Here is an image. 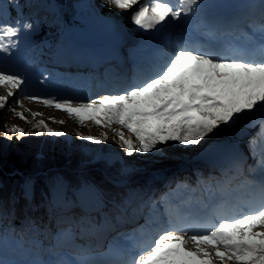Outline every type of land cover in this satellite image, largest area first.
I'll return each instance as SVG.
<instances>
[{
    "label": "snow or ice",
    "instance_id": "6c2138e0",
    "mask_svg": "<svg viewBox=\"0 0 264 264\" xmlns=\"http://www.w3.org/2000/svg\"><path fill=\"white\" fill-rule=\"evenodd\" d=\"M109 8L121 11L133 9L131 21L148 31L161 28L169 20L178 21L199 7V0H104ZM9 9L22 7L19 0H0V13L4 5ZM32 25L17 19L14 24L0 23V52L7 53L17 45L12 39L20 32L31 30ZM259 35L249 40L257 59L248 51L224 54L217 50H203L191 42L178 39L167 54L157 73L142 85H132L120 94L104 95L90 102L73 103L70 100L26 96L47 107L66 112L69 118L84 126L91 121L96 126L110 129L117 143L127 155L148 153L169 141L183 146L197 145L221 125L241 123L247 118L259 117L264 131V21L256 29ZM8 39V43L4 39ZM25 84L19 74L0 70V85L7 90L0 96V109L6 107L8 98ZM17 106L20 101H15ZM13 115L26 119L15 108ZM33 117L42 113H31ZM53 119L54 118H50ZM63 123V121H60ZM119 125L130 134L126 136ZM36 127H43L54 136L64 133L47 128L44 120ZM11 133L24 135L22 129L12 126ZM134 137V139H133ZM10 138V137H9ZM85 140L100 143L101 138L83 136ZM107 139V133L103 134ZM258 177L248 181L253 189L256 207L240 216L219 215L218 224L202 232L178 226L170 217L168 226L158 230L153 246L146 254L131 261L112 264H264V154L258 161ZM25 195H28L26 190ZM3 209L0 206V213ZM183 233V234H181ZM191 241L193 249L186 245ZM58 264H77L64 260ZM79 264H98L82 261Z\"/></svg>",
    "mask_w": 264,
    "mask_h": 264
},
{
    "label": "rangeland",
    "instance_id": "374dc122",
    "mask_svg": "<svg viewBox=\"0 0 264 264\" xmlns=\"http://www.w3.org/2000/svg\"><path fill=\"white\" fill-rule=\"evenodd\" d=\"M211 1H220V0H199V7L192 12L193 22L196 23L200 13H202V10L200 9L202 3L204 2L209 3ZM253 1L255 0H246L248 5L250 2ZM140 2L144 3L145 0H140ZM170 2L175 4L177 3V0H170ZM53 3L58 8L63 5L62 4L63 0H54ZM79 3H81V5L77 7L76 15L80 19H82L83 22L90 23L91 21L92 25L85 29L70 25L69 28L66 30V32L60 35L62 37V41H61L62 46H60V49L62 54H64V56H62V59L66 61L72 59L73 65H71L72 66L71 71L82 70L79 72H85L84 70L88 69V68H84L85 66L96 69V67L99 68L101 66L107 65L109 59L112 60L115 59V61H117L119 66V63L122 62L125 58L130 60L133 57L142 54L145 55L148 49L155 48V46L158 45V42L161 39H164L162 37H167L166 28L164 26L162 28L158 26L157 29L145 31L136 25L126 24L124 20L123 21L121 20L123 18H114V19L108 18L104 22H102V19L99 20L97 15L92 14L93 3L95 4V7L98 6V3L96 1L80 0ZM136 7L138 6H134L133 10H135ZM84 16L87 17L85 18ZM189 18H190L189 15L186 16L184 21L188 22L190 20ZM1 21L2 18L0 17V23H2ZM245 26L246 25H244V27ZM172 28H173V33H170V36H173L172 39L175 40L178 38V25L176 21L172 22ZM132 31H135L136 33H132ZM24 36L25 35H23V32H20L18 37L12 38L17 46L15 48L10 49V51L7 53L0 52V70L4 71L5 73L19 74L25 78V84L22 86V90L18 89L15 92V95L19 98L18 101H20V105H21L20 108L17 109V113H21L22 111L27 110L30 113V115L31 113H42V115H37L36 117H33L31 115L30 120L21 119L15 115L7 119L8 127L6 128V131L3 133L6 139L5 146L9 145L8 141L10 140L11 136H14L16 134L9 132L8 129L11 128L12 126H16L25 132L26 136H24L25 134L24 135L19 134L20 137L21 136L25 137L26 138L25 140H27L31 134H35V133L40 134L43 132L42 135L44 137L49 136V139H47L45 142L48 144V145L46 144L48 146V150L46 149L47 151L45 150V147L42 146L28 147V151L30 150V152H32L31 154L32 156H29L31 158V161L35 160V162H38V160H42V158L47 154L51 156L52 147H53L52 145H56L55 144L56 142L54 140L53 141H49V140L54 138H50L52 136L46 131L45 128L36 127V124L39 120H44L45 124L47 125V128H50L57 132L64 133V135L61 136H68L70 138L73 137V139L77 142L79 140L78 143L79 145L75 144V146L81 147V149L84 152H87L89 154H92L93 152L94 153L93 159H97L101 155H106V153L108 152L107 154L111 156L109 158L112 161H114L116 158L125 160L126 152L123 148L119 146V144L117 143L118 139L116 140L110 129L104 128L102 126H94L93 123H91L90 126L81 128L78 125V123L75 122L74 118H69L66 112L57 110L54 107L44 106L42 103L30 101L25 97L32 95L41 98L54 97L57 100H70L73 103L90 102L104 95H116L110 92H120V90L129 88L132 85H142L143 82H145L148 78L153 77L155 74L150 75L148 78L142 81L131 80L129 83L122 86L123 88H121L120 87L121 85H119L114 89L102 90L99 93L98 89L96 88L104 85L106 80L102 79L101 75L98 73V79L94 84V88L95 91H97V93L90 94L91 91L90 89L88 93H83L80 90L79 91L80 96H73L69 94L67 95L66 94L67 92L65 90L67 87H65V83L69 85V82L71 81L70 80L71 77L65 76V72L61 71V69H63L62 67L49 69L45 64L43 65L42 62L38 63L37 61H35L34 54L31 53V51L29 50V46L27 47V44H30L32 40L31 41L26 40ZM121 38L129 39L131 42V46L123 47L124 44L120 43L119 41ZM4 42L8 43L9 41L7 38H5ZM172 47L173 46H171V48ZM168 53L169 52H165V51H163V53H158L157 60L164 63ZM53 56L56 57L57 53L54 52ZM256 58H259V56ZM45 63L52 64L49 61H46ZM151 68H152V70H150L151 73L157 72L159 69V68L156 69L157 68L156 65L151 66ZM117 71L118 70L114 72ZM73 73L71 75L72 77H74ZM79 74L83 78H85L84 73H79ZM100 80H102L103 83ZM86 81L90 82L88 78L86 79ZM98 81H100L99 82L100 84H98ZM112 81L116 83L117 80L112 79ZM76 84L77 81H75L74 79L71 85L75 86ZM81 84L83 85L82 87H85L84 79H82ZM6 95H7V90L2 85H0V96H6ZM14 98H15L14 95L12 97H9L6 107L0 109V115L4 111H5L4 113H7L9 111L10 109L9 106L13 103L12 100ZM50 118H54V120ZM60 121H63V123H60ZM258 123L259 122H257L254 118H247L241 123L235 125H229V126L221 125L219 128L215 129L208 136L202 138V140L197 145H190V147L180 145L178 142H176L177 146H170L163 144L162 146L164 148H167L175 152L176 154L175 158L162 160L153 166H148L145 168L143 173H149L150 175L154 174L153 179H155V181L158 182V184L156 183L157 187L162 188L159 192L161 193V195H159L160 197L163 196L162 192H164V194L167 197V195H169L168 190L170 191L173 190L172 193L174 194L188 191L191 187V184L194 183L200 184V186H203L202 188L205 189V190L198 189L200 192L209 193L211 190H213L212 188L215 187L216 183L214 182V180L213 181L210 180L212 175L206 176L202 161L196 158L194 155L197 154V152L201 150L209 140L212 141L216 140L220 136L222 138L225 137L227 139L234 138L235 136H239L240 138L241 137L243 138L242 142L247 139L255 140V142L249 146L244 144L245 147L243 148V150L247 151L248 153L246 168L251 169L249 174H245L244 177L247 178V180H251L253 177H258L259 175L258 163H254L255 157H253L251 160V155H249L251 154L254 145H256L257 136L262 134V130L259 128L260 125H258ZM116 126L120 128L122 131H124L126 136L130 135L126 129H122L119 125ZM104 133H107V139L103 138ZM238 133L239 135H236ZM78 134H81L82 136H78ZM83 136L100 137L101 142L95 143L92 141H88L83 139L82 138ZM60 140H62L63 142L66 141L63 138H60ZM108 141L110 142L106 144ZM32 142L33 141L31 140L29 141V143ZM66 144L75 147L74 144L72 145L69 143ZM109 145H111V148H109ZM51 158L52 157L50 158L46 157V159L44 160L48 161L51 160ZM123 166L124 169H128L130 167L129 164L126 163ZM41 167L33 168L34 170H31L29 174V177L31 178H29L28 183L26 182L21 183L20 186L18 187L19 194L26 196L25 192L27 190L29 195L32 189L31 181L35 179L37 176L47 178L45 179V181L47 182L48 185L49 201L48 202L45 201L46 203H50V200L54 199V197H57L58 200H61L65 196L69 198L71 197L72 194H76L81 191H87L91 193L89 189L90 187H87L86 185H84V183L80 184L77 187L73 185L69 188H66V186L63 185L68 181V179L65 177V175L62 174L58 176L57 175L53 176L54 179L51 178L52 176H50L51 181L49 183V177L47 176L46 171L45 170L38 171V169H40ZM55 167L56 166L53 165L51 168L55 169ZM35 170H37V172ZM77 174H79L78 171L76 172V175ZM186 184L189 186H186ZM166 187H168L169 189H166ZM4 188L5 187H0L2 191H4ZM63 192L66 195H64ZM83 195L86 198V200H88L89 202L91 201L95 202L94 200H96L93 196L90 197L86 192H83ZM30 206H31L30 202L26 200L25 205L22 206L21 208L26 209L27 212L28 211L30 212L31 210ZM57 207L58 208L56 210L57 211L56 216H58L59 218L55 219L56 224L57 225L65 224L69 226L71 224L70 221L71 219H69V217L73 219L75 215H73L72 212L69 213L61 212L62 208H59L60 206ZM64 207L69 208L70 205L69 206L65 205ZM95 208L96 209L93 210V212L95 213V216L93 218L97 221L98 237H96L95 239L92 238L91 240H88L86 245L82 246V248L79 251L86 250L87 248H97L98 243L101 241V237H102V245L104 244L107 246V243L109 242V245L113 246V249L115 247L126 249V252L128 254L131 253V256L133 257L135 256L134 258H138L137 251L138 252L142 251L143 254H146L147 250H150L151 246H153V244H150V242L157 237L159 228L155 230L151 228V225H149L147 229L144 228L139 234L136 232H132V233L129 232L128 234H124L123 232H118L119 230L118 223L115 222L113 227H111L112 229L110 230L109 228L103 225L101 221V214H100L101 212L97 210V205L95 206ZM142 210H139V212L137 213L138 218H141ZM58 212H60L59 215L57 214ZM234 213L236 214L238 213V215L236 216L241 215V213H239L238 210ZM22 220L24 221L26 220L27 223L28 218L26 219V215L22 216ZM77 220H79V217H77ZM139 220L133 222L132 224L134 226H137ZM44 221H45L44 228H46L44 235H46L47 237L49 236V234L54 235V239L51 241L47 250L40 249L37 246L20 245V241H19L20 234L18 232H17L18 234L14 233L12 234V236L10 235L0 236V264H56L58 260L57 257L59 255L58 254L59 252L56 250V247L54 245L61 241L60 239L61 231L59 232L55 231L52 225L54 220H51V217L46 216ZM129 226L126 227L125 230H128L130 228ZM255 230L264 231V228H258ZM149 235L151 236L152 239L147 238L149 237ZM135 240H138L139 244L136 246L134 245L133 248H131L130 244ZM186 247L187 249L194 250L191 241L188 242ZM126 252H125V256L127 254ZM97 255L98 254L95 255L88 254L86 260L88 261L91 260L92 258H96ZM120 259L121 257H119V260ZM125 261H131V258L127 257ZM216 263L220 264L219 261H217ZM105 264L108 263L105 262ZM229 264H232V262H229Z\"/></svg>",
    "mask_w": 264,
    "mask_h": 264
},
{
    "label": "trees",
    "instance_id": "16d2710c",
    "mask_svg": "<svg viewBox=\"0 0 264 264\" xmlns=\"http://www.w3.org/2000/svg\"><path fill=\"white\" fill-rule=\"evenodd\" d=\"M53 1L19 0L22 7L9 9L7 4H5L3 12L0 13L2 20L6 21L3 24L12 25L19 18L33 26L31 30H26L24 33L31 38L32 47L37 50L36 55L40 59L49 55L52 51L60 50L61 42L58 41L57 37L63 34L70 25L82 29L92 25L91 21L90 23L83 22L76 15L77 7L81 5L79 3L80 0H63V5L58 8ZM93 1H96L98 6L95 7L93 3V13H91L97 15L99 20L102 19V22L108 18L121 17L128 11L109 8L104 0ZM132 11L134 10L132 9L124 18V22L128 25H135L131 21ZM84 17L86 18L87 16ZM62 56L64 54L60 52L58 58H62ZM14 96L13 103L9 107L10 109L15 108L17 112L21 105L17 106L15 101L19 98L15 94ZM4 112L0 115V187H5L4 191L0 189V206L3 209L2 213H0V236H12V234L18 232L20 234V242L24 246H49L53 238L49 241L47 236L44 235L46 229L44 228V220L46 216L54 220L52 225L58 231L61 230L62 237L72 236L76 242L84 239L90 240L97 232V221L93 218L95 213L86 204L83 192L96 199L97 210L101 212V221L105 227H113L115 222L124 223L127 216L134 211L135 203L138 205L141 200L148 199L151 196V192L157 187V182L153 179L154 174L143 173L145 168L153 166L162 160L173 159L176 156L174 151L159 145L148 153L126 154L125 160L116 158L112 161L109 158L111 156L107 154L108 152L106 155L93 159V152L89 154L84 152L81 147L75 146V144L79 143V140L77 142L73 137L51 135L52 137L50 138L54 139L49 141L54 140L56 142V145H52V155L47 154L38 162H35V160L31 161L29 156H32V152L28 151V147L42 146L45 147V150H48V144L45 142L49 139V136L44 137L42 135L43 132L40 134L35 133L25 140V137L21 136V138L19 134H15L8 141L9 145L5 146L6 139L3 133L8 127L7 119L11 118V116L13 117V113L11 111ZM22 113L26 119L30 120L31 115L27 110L22 111ZM91 123V121H86L84 126L79 123L78 125L84 128L90 126ZM93 125L96 126L95 124ZM112 127L118 128L115 124ZM78 136L82 135L78 134ZM60 138L65 139L67 142H64L66 143L74 144L75 147L64 143ZM115 138L116 140L118 139V137ZM30 140L33 142L29 143ZM164 145L177 146L176 142L173 141H169ZM109 148H111V145H109ZM46 157L52 158L47 161L44 160ZM125 163L129 164L130 167L128 169H124L123 165ZM53 165L56 166L55 169L51 168ZM37 167H41L38 171H46L49 183L51 178L54 179L53 176L62 174L68 179L63 185L66 188L73 185L77 187L84 183V185L90 187L91 193L81 191L72 194L69 198L65 196L61 200L54 197V200H50L51 204L46 203L49 201L48 185L45 181L47 178L37 176L31 181V193L28 196L19 194L18 187L21 183H28L29 178H31L29 177L31 170ZM35 171L37 172V170ZM77 171L79 174L76 175ZM50 176L52 177L50 178ZM63 194L66 195L64 192ZM26 200L31 204L30 212L21 208L25 205ZM65 205H70V207L66 208L64 207ZM57 206L62 208L61 212H72L75 215L73 219L69 217L71 219L69 226L56 224L55 219L59 218L56 216ZM59 213L57 214L59 215ZM23 215H26V219L28 218L27 223L26 220H22ZM77 217H79V220H77Z\"/></svg>",
    "mask_w": 264,
    "mask_h": 264
},
{
    "label": "bare ground",
    "instance_id": "6f19581e",
    "mask_svg": "<svg viewBox=\"0 0 264 264\" xmlns=\"http://www.w3.org/2000/svg\"><path fill=\"white\" fill-rule=\"evenodd\" d=\"M243 1H245V0H243ZM217 2L218 1H213V2H210V3H206V2L202 3L201 10H203V12L204 11L205 12L202 13L198 17V20L196 22V25H197L198 28H209V29H211V25H214L215 23H218L221 20L218 12H216V10H215L217 8V6H218ZM229 3L233 4V5L234 4H240L238 1H234V0H229ZM256 3H257V0H255L253 2H250L249 6L256 5ZM262 8H264V7H262ZM262 8H258V10H256L255 12L259 13ZM242 10H243V8L241 9V11ZM253 11L254 10L250 11L249 9L245 8V10L243 12H245V16H247L249 14V12L252 13ZM178 22H183V21L181 19ZM171 23H172V20L168 21V23L165 24V28H167L166 32H168V33H170V30L168 29V27L171 25ZM235 25H237V22H234V23L231 24L232 27H235ZM181 27L185 28L186 31L188 32L189 26H188L187 23H181L179 28H181ZM167 40H169V39H167ZM139 56L140 57H144L145 55L142 54V55H139ZM142 60L143 59H141V58H137L136 62H141ZM153 65L154 64H152V66ZM155 73H157V72H155ZM149 75H152V73L148 74L147 76H149ZM236 135H239V133L236 134ZM242 140H243V138L242 137L240 138L239 136H235L234 138H228V139L222 138L220 136L216 140H213V141L209 140L206 143V145L201 150H199L197 152V154L194 155L196 158H198V159H200L202 161V163L204 165L206 176H211L212 175L211 178H210L211 181L214 180V182H215V181L219 180V178H220L219 173H221L217 169V167L218 168H221V167L218 166V165L216 166V163L214 161L225 162L226 161L225 159L232 160L233 155H231V152L230 153L228 152L229 148L233 149V154H237L238 152H240V149H239L240 146H245V145L249 146V145H251V144H253L255 142V140H251V139H247V140H245L243 142H242ZM263 143H264V137L261 139L260 144H263ZM243 151H245V150H243ZM243 156L246 158V156H247L246 153ZM193 161H194V159H193ZM230 168L224 167L223 169L226 170V171L231 172ZM250 171H251V169H247V173L246 174H249ZM227 173L228 172H226V174ZM221 174L224 175L223 173H221ZM242 177H243L242 181L247 182V183H244V185L249 184L248 183L249 180H247V178H245L244 176H242ZM225 179L226 178L224 176V180ZM228 182H229V180H228ZM199 187H203V186H200V184H195V183L192 185L193 190H198ZM243 189H244V186H243ZM239 198L242 199L243 202L249 201L251 203L250 210H253L256 207V205L254 203V196H253L252 187L249 190L244 189V191L241 192ZM180 200L183 201L182 197L179 198V201ZM233 214H235V213H233ZM132 216L133 215H131V217ZM101 245H102V240L100 241V243H98L96 251H100ZM117 250L118 251L116 253L124 252V250H122L120 248H118ZM91 261L98 262V264H99L101 259L99 257H97V258L92 259Z\"/></svg>",
    "mask_w": 264,
    "mask_h": 264
}]
</instances>
